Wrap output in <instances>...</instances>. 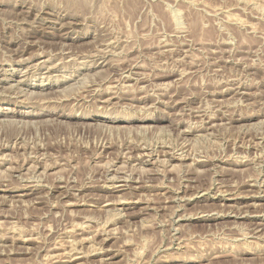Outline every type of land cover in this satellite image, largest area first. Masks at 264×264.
<instances>
[{
  "label": "rangeland",
  "instance_id": "1",
  "mask_svg": "<svg viewBox=\"0 0 264 264\" xmlns=\"http://www.w3.org/2000/svg\"><path fill=\"white\" fill-rule=\"evenodd\" d=\"M263 134L264 0H0V264H264Z\"/></svg>",
  "mask_w": 264,
  "mask_h": 264
},
{
  "label": "bare ground",
  "instance_id": "2",
  "mask_svg": "<svg viewBox=\"0 0 264 264\" xmlns=\"http://www.w3.org/2000/svg\"><path fill=\"white\" fill-rule=\"evenodd\" d=\"M30 13V12H29ZM64 15V14H63ZM52 19V18H51ZM49 21V20H48ZM68 22V21H67ZM62 24V23H61ZM67 27V26H66ZM69 28V27H68ZM33 33V32H32ZM25 34H27V33H25ZM32 35V34H31ZM25 45V44H24ZM30 45V44H29ZM23 47V46H22ZM64 48V47H63ZM69 51H70V49H69ZM74 55V54H73ZM110 56V55H109ZM102 57V56H101ZM72 58V57H71ZM112 58V57H111ZM50 61V60H49ZM102 61V60H101ZM114 61V60H113ZM111 62V61H110ZM7 63V62H6ZM85 64V63H84ZM110 64V63H109ZM56 65V64H55ZM92 65V64H91ZM51 66V65H50ZM113 66V65H112ZM33 67L35 68V66L33 65ZM45 67V66H44ZM53 68V67H52ZM43 69V68H42ZM24 71V70H23ZM83 71V70H82ZM81 71V72H82ZM90 73V72H89ZM88 74V73H87ZM94 74V73H93ZM3 75V74H2ZM89 75V74H88ZM45 76V75H44ZM122 76V75H121ZM3 77V76H2ZM50 77V76H49ZM36 78V77H35ZM62 78V77H61ZM70 78V77H69ZM86 78V77H85ZM134 79H136L135 77H133ZM31 79V78H30ZM46 79V78H45ZM66 79V78H65ZM120 80V79H119ZM141 80V79H140ZM80 81V80H79ZM121 81V80H120ZM41 82V81H40ZM17 85V84H16ZM122 85V84H121ZM124 85V84H123ZM231 85V84H230ZM72 86V85H71ZM234 86V85H233ZM3 87V86H2ZM12 87H13V85H12ZM119 87H121V86H119ZM239 87V86H238ZM4 88V87H3ZM7 88V87H6ZM5 88V89H6ZM16 88H18V87H16ZM22 88V87H21ZM29 88V87H28ZM109 88V87H108ZM230 88V87H229ZM23 90V89H22ZM230 91V90H229ZM57 92H58V90H57ZM109 92H110V90H109ZM108 92V93H109ZM238 92H239V90H238ZM240 92H241V90H240ZM31 93V92H30ZM29 93V94H30ZM40 93V92H39ZM49 93V92H48ZM114 93V92H113ZM24 94H27V93H24ZM41 94V93H40ZM51 94V93H50ZM34 95V94H33ZM44 95V94H43ZM53 95V94H52ZM101 95V94H100ZM25 96H27V95H25ZM42 96V95H41ZM40 96V97H41ZM12 98V97H11ZM47 98V97H46ZM104 98V97H103ZM14 99V98H13ZM27 100H29V99H27ZM106 100H109V99H106ZM46 101V100H45ZM105 102V101H104ZM45 103V102H44ZM109 107V106H108ZM106 110V109H105ZM199 112V111H198ZM108 121H109V119H107ZM212 120V119H211ZM1 121H3V120H1ZM4 121H5V119H4ZM11 121H13L12 119H11ZM11 121H10V123H11ZM18 121V120H17ZM107 121V122H108ZM9 122V121H8ZM26 122V121H25ZM9 124V123H8ZM13 124V123H12ZM18 124V123H17ZM22 124V123H21ZM182 124V123H181ZM217 125V124H216ZM195 126V125H194ZM217 128V127H216ZM204 131V130H203ZM209 131V130H208ZM184 133V132H183ZM207 134V133H206ZM198 135V134H197ZM264 135V134H263ZM200 137V136H199ZM202 137V136H201ZM191 139V138H190ZM199 139V138H198ZM196 140V139H195ZM192 141V140H191ZM261 143V142H260ZM256 145V144H255ZM254 145V146H255ZM131 146V145H130ZM130 146H128V147H130ZM6 147V146H5ZM145 147V146H144ZM182 147V146H181ZM163 148V147H162ZM165 148V147H164ZM128 149H130V148H128ZM135 149V148H134ZM148 150V149H147ZM167 152V151H166ZM152 153V152H151ZM182 153V152H181ZM180 153V154H181ZM129 154V153H128ZM141 154V153H140ZM159 154V153H158ZM154 155V154H153ZM171 155V154H170ZM175 155V154H174ZM178 155V154H177ZM182 155V154H181ZM180 156V155H179ZM6 157V156H5ZM32 157V156H31ZM38 158V157H37ZM181 158V157H180ZM247 158V157H246ZM261 158V157H260ZM3 159V158H2ZM128 159V158H127ZM145 159V158H144ZM158 159V158H157ZM173 160H178L179 158H172ZM185 159V158H184ZM245 159V158H244ZM258 159V158H257ZM0 160H1V158H0ZM130 160V159H129ZM146 160V159H145ZM164 160V159H163ZM32 161V160H31ZM152 161V156H151V154H149V155H147V160L146 161H143V162H151ZM157 161V160H156ZM155 161V162H156ZM168 161V160H167ZM182 161V160H181ZM195 161V160H194ZM237 161V160H236ZM154 162V161H153ZM179 162V161H178ZM196 162V161H195ZM234 162V161H233ZM116 163V162H115ZM165 163V162H164ZM163 163V164H164ZM257 163V162H256ZM181 164V163H180ZM180 164H178V165H180ZM195 164V163H194ZM34 165V164H33ZM33 165H31V166H33ZM124 165V164H123ZM149 165V164H148ZM158 165V164H157ZM192 165V164H191ZM259 165V164H258ZM31 166H30V168H31ZM34 167V166H33ZM167 167V166H166ZM177 167V166H176ZM185 167V166H184ZM120 168V167H119ZM122 168V167H121ZM140 168V167H139ZM181 168V167H180ZM259 168V167H258ZM25 169H27V168H25ZM39 169V168H38ZM46 169V168H45ZM49 169V168H48ZM159 169V168H158ZM169 169V168H168ZM33 170V169H32ZM132 170V169H131ZM146 170V169H145ZM156 170V169H155ZM36 171V170H35ZM112 171V170H111ZM137 171V170H136ZM236 171V170H235ZM118 172V171H117ZM122 172V171H121ZM44 173V172H43ZM147 173V172H146ZM46 174V173H45ZM35 175V174H34ZM115 175H116V173H115ZM259 175V174H258ZM41 176V175H40ZM45 176V175H44ZM117 176V175H116ZM120 176V175H119ZM114 177V176H113ZM131 177V176H130ZM110 178H112V177H110ZM115 178V177H114ZM120 179V178H119ZM127 179V178H126ZM28 180V179H27ZM110 180V179H109ZM117 180H118V178H117ZM251 180V179H250ZM128 181V180H127ZM134 181V180H133ZM121 182V181H120ZM123 182V181H122ZM125 182V181H124ZM41 183V182H40ZM106 183V182H105ZM138 183V182H137ZM248 183V182H247ZM251 183V182H250ZM257 185V184H256ZM34 186V185H33ZM38 187V186H37ZM124 187H126L125 186V184L124 185H120V186H114L113 187V190H114V192H119L118 190H120V189H122V188H124ZM151 187V186H150ZM253 187V186H252ZM187 188V187H186ZM136 189V188H135ZM39 190V189H38ZM235 192V191H234ZM252 192V191H251ZM256 192V191H255ZM201 193V191L200 192H197V195H199ZM196 194V193H195ZM203 194H205V193H203ZM260 194V193H259ZM254 195V194H253ZM139 196H140V194H139ZM142 196V195H141ZM196 196V195H195ZM256 196V195H255ZM5 197V196H4ZM19 197V196H18ZM24 197V196H23ZM188 197V196H187ZM193 198H194V196H192ZM180 198V197H179ZM192 198V199H193ZM251 198H257V197H251ZM120 201V200H119ZM119 201H118V203H119ZM128 201V200H127ZM136 202V201H135ZM138 202V201H137ZM119 204H126V202H120ZM129 204V203H128ZM131 204V203H130ZM118 205V204H117ZM232 206V205H231ZM125 207V206H124ZM148 207V206H147ZM111 211V210H110ZM113 212V211H112ZM225 213V212H224ZM241 213V212H240ZM264 213V212H263ZM213 215H214V213H212ZM216 214H217V212H216ZM243 214V213H242ZM244 214H247V213H245L244 212ZM117 215V214H116ZM124 215V214H123ZM237 215V214H236ZM121 216V215H120ZM226 216V215H225ZM244 216V215H243ZM114 217V216H113ZM127 217V216H126ZM246 217V216H245ZM249 217V216H248ZM118 218V217H117ZM122 219V218H121ZM237 220V219H236ZM114 221V220H113ZM110 223H111V221H110ZM113 223V222H112ZM116 223V222H115ZM80 229V228H79ZM82 229V228H81ZM106 231V230H105ZM104 231V232H105ZM111 232V231H110ZM108 233V232H107ZM88 234V233H87ZM104 234V233H103ZM112 235V234H111ZM94 236H96V235H94ZM91 238V237H90ZM104 238V237H103ZM4 239V238H3ZM91 239H93V238H91ZM112 239V238H111ZM88 240H89V238H88ZM108 240V239H107ZM247 240V239H246ZM3 241V240H2ZM78 241V240H77ZM81 241V240H80ZM94 241V240H93ZM103 241V240H102ZM101 241V242H102ZM86 242V241H85ZM83 243V242H82ZM90 243V242H89ZM95 243V242H94ZM79 244V243H78ZM77 244V245H78ZM61 245V244H60ZM72 246H74V244L72 245ZM80 246V245H79ZM64 247V246H63ZM92 247V246H91ZM60 248V247H59ZM76 248V247H75ZM90 248V247H89ZM56 249V248H55ZM68 249V248H67ZM100 249H101V247H100ZM87 250V249H86ZM98 250V249H97ZM111 250V249H110ZM73 251V250H72ZM78 251V250H77ZM85 251V250H84ZM88 251V250H87ZM91 252H92V250H91ZM261 252V251H260ZM68 252H66L65 254L66 255H69V254H67ZM88 253V252H87ZM86 253V254H87ZM101 253H102V251H101ZM106 253H108V252H104V253H102V254H104V255H106ZM64 254V255H65ZM119 254V253H118ZM58 255H61V254H58ZM65 255V256H66ZM87 256H89V255H87ZM103 256V255H102ZM113 256V255H112ZM57 256L56 255H54V257L53 258H56ZM62 257V256H61ZM92 257V256H91ZM49 258V257H48ZM52 258V257H51ZM59 258V257H58ZM64 258V257H63ZM62 258V259H63ZM110 258H112V257H110ZM78 259H80V258H78V257H73L72 256V254H70V256H66L65 258H64V260L62 261L61 260V264H76V261H78ZM106 259V258H105ZM57 262V261H56Z\"/></svg>",
  "mask_w": 264,
  "mask_h": 264
}]
</instances>
